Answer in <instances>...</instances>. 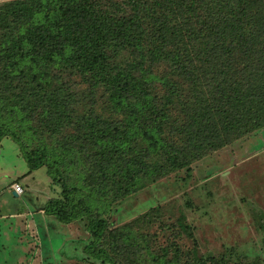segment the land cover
Instances as JSON below:
<instances>
[{
	"label": "trees",
	"instance_id": "trees-1",
	"mask_svg": "<svg viewBox=\"0 0 264 264\" xmlns=\"http://www.w3.org/2000/svg\"><path fill=\"white\" fill-rule=\"evenodd\" d=\"M264 132V0L0 2V143L45 168L89 264H264L203 254L181 210L111 208ZM166 220V214H169ZM164 239V240H162Z\"/></svg>",
	"mask_w": 264,
	"mask_h": 264
},
{
	"label": "rangeland",
	"instance_id": "rangeland-1",
	"mask_svg": "<svg viewBox=\"0 0 264 264\" xmlns=\"http://www.w3.org/2000/svg\"><path fill=\"white\" fill-rule=\"evenodd\" d=\"M1 2V0H0ZM17 144L0 143V264H89L83 247L84 222L62 224L40 213L58 196L46 169L28 173ZM21 183L24 192L12 188ZM179 210L193 227L203 254L233 250L254 258L264 253V132H257L213 152L182 171L147 186L115 204L110 222L123 225L150 208ZM166 214V220H169ZM164 240V239H162Z\"/></svg>",
	"mask_w": 264,
	"mask_h": 264
},
{
	"label": "built area",
	"instance_id": "built-area-1",
	"mask_svg": "<svg viewBox=\"0 0 264 264\" xmlns=\"http://www.w3.org/2000/svg\"><path fill=\"white\" fill-rule=\"evenodd\" d=\"M12 188L15 191V193L18 194V195H21L24 192L22 186L20 184H18V183H14L12 185Z\"/></svg>",
	"mask_w": 264,
	"mask_h": 264
},
{
	"label": "crops",
	"instance_id": "crops-1",
	"mask_svg": "<svg viewBox=\"0 0 264 264\" xmlns=\"http://www.w3.org/2000/svg\"><path fill=\"white\" fill-rule=\"evenodd\" d=\"M1 1H6V0H1ZM18 184H21L20 182ZM18 195V194H17ZM40 213H44L43 208L39 210Z\"/></svg>",
	"mask_w": 264,
	"mask_h": 264
}]
</instances>
